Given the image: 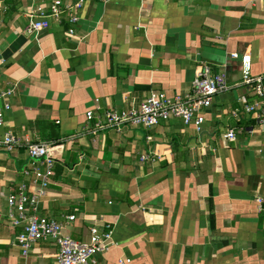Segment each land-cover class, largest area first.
Returning a JSON list of instances; mask_svg holds the SVG:
<instances>
[{
    "label": "crops",
    "instance_id": "crops-1",
    "mask_svg": "<svg viewBox=\"0 0 264 264\" xmlns=\"http://www.w3.org/2000/svg\"><path fill=\"white\" fill-rule=\"evenodd\" d=\"M50 1L0 0V90L13 88L0 137L45 144L54 160L38 214L77 241L109 226L114 245L95 264H264V124L244 111L256 99L233 86L242 64L230 57L249 54L250 74L264 75V0H82L74 36L54 19L28 34L30 9ZM203 64L233 87L200 132L170 118L91 133L106 110L188 92ZM36 166L25 147L0 151V264H55L50 240L23 258L7 220V195L34 189L24 171Z\"/></svg>",
    "mask_w": 264,
    "mask_h": 264
},
{
    "label": "built area",
    "instance_id": "built-area-1",
    "mask_svg": "<svg viewBox=\"0 0 264 264\" xmlns=\"http://www.w3.org/2000/svg\"><path fill=\"white\" fill-rule=\"evenodd\" d=\"M39 2L42 0H31ZM105 1V0H100ZM83 1L64 3L62 0H51L48 9L44 10L38 5L33 6L29 13V23L26 31L35 37L49 27L50 19L69 25L67 35L74 36V26L79 21L78 12L82 9ZM232 59H240L242 64V77L234 87H244L252 90L256 102L246 104L244 111L252 114L258 124H264V75L253 76L250 74L249 54L241 57L238 53H231ZM230 86L223 74L213 71L208 64H203L196 71L191 88L184 94L167 96L163 93L150 95L145 101L136 107L124 110L109 109L102 115H96L94 111H88L86 118L91 120L95 115L97 122L92 134L98 129L109 127L119 128L122 125L140 126L151 128L170 118H178L185 125L194 126L197 132L201 131L204 123L202 112L211 105L215 95L230 90ZM13 94V88L0 90V127L4 125V115L10 109L9 98ZM96 102V101H95ZM96 110L100 108L96 105ZM232 117L237 116V111H232ZM226 141H235V133L229 129L224 134ZM25 147L30 159L39 161L44 169L36 166L32 170L24 171L27 176L33 177L34 189L21 185L16 193L7 195V220L13 226H20L21 233L17 237V244L21 249L23 258L30 253L33 245L40 241H53L57 247L55 264H95L96 256L108 251L114 245L112 229L107 226L103 229L93 227L86 241H77L64 233V227L58 221L40 216L38 208L46 195V189L54 174V160L49 154L48 146L41 143L24 142L12 132L7 131L0 137V151L13 152L15 149ZM147 156H141L140 161H146ZM255 203L259 208L262 199L257 197ZM66 220L72 221L73 216H66ZM128 258L119 260V264H128Z\"/></svg>",
    "mask_w": 264,
    "mask_h": 264
}]
</instances>
